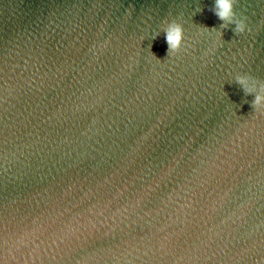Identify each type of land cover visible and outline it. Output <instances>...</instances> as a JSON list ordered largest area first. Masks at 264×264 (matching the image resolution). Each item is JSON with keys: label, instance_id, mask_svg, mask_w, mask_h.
<instances>
[{"label": "water", "instance_id": "water-1", "mask_svg": "<svg viewBox=\"0 0 264 264\" xmlns=\"http://www.w3.org/2000/svg\"><path fill=\"white\" fill-rule=\"evenodd\" d=\"M213 5L0 0V264H264V0Z\"/></svg>", "mask_w": 264, "mask_h": 264}, {"label": "clouds", "instance_id": "clouds-1", "mask_svg": "<svg viewBox=\"0 0 264 264\" xmlns=\"http://www.w3.org/2000/svg\"><path fill=\"white\" fill-rule=\"evenodd\" d=\"M209 11L214 13L219 20L224 22V26H227L228 24L234 25V28L232 29L234 33H242L245 31V19L236 18V13L234 12V0H214V5L209 8ZM164 35L167 44L166 55L177 52L181 47L183 38L182 25L175 20L169 22L164 29ZM157 36H159V34H157ZM157 36H155L154 39ZM153 55L155 56L154 53ZM249 80H254L260 84V91L255 94L254 99L251 102V107L257 110L264 109V107H262V103H264V82L257 81L246 75L236 76V81L246 93H252L254 91L252 87L248 86Z\"/></svg>", "mask_w": 264, "mask_h": 264}]
</instances>
